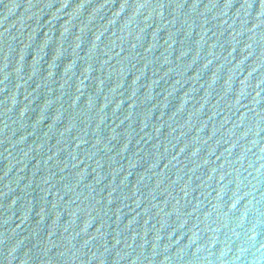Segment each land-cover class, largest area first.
Here are the masks:
<instances>
[{"label":"water","instance_id":"obj_1","mask_svg":"<svg viewBox=\"0 0 264 264\" xmlns=\"http://www.w3.org/2000/svg\"><path fill=\"white\" fill-rule=\"evenodd\" d=\"M0 264H264V0H0Z\"/></svg>","mask_w":264,"mask_h":264}]
</instances>
